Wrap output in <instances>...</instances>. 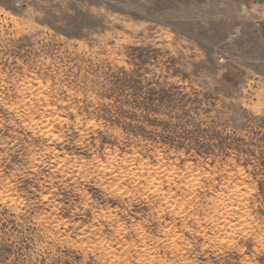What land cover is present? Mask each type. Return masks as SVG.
<instances>
[{
	"label": "rangeland",
	"instance_id": "obj_1",
	"mask_svg": "<svg viewBox=\"0 0 264 264\" xmlns=\"http://www.w3.org/2000/svg\"><path fill=\"white\" fill-rule=\"evenodd\" d=\"M0 264H264V0H0Z\"/></svg>",
	"mask_w": 264,
	"mask_h": 264
},
{
	"label": "bare ground",
	"instance_id": "obj_2",
	"mask_svg": "<svg viewBox=\"0 0 264 264\" xmlns=\"http://www.w3.org/2000/svg\"><path fill=\"white\" fill-rule=\"evenodd\" d=\"M38 84H39V83H38ZM29 86H31V85H29ZM33 86H34V85H33ZM33 86H32V87H33ZM39 86H40V85H39ZM30 88H31V87H30ZM36 96H37V94H36ZM36 99H37V98H36ZM38 100H39V99H38ZM40 100H41V99H40ZM31 104H32V102H31ZM32 105H33V104H32ZM52 106H53V105H52ZM32 107H33V106H32ZM34 107H35V106H34ZM34 107H33V108H34ZM25 108H26V107H25ZM23 109H24V108H23ZM28 111H29V110H28ZM47 113H48V112H47ZM32 114H33V113H32ZM48 114H50V113H48ZM41 115H42V114H41ZM45 117H46V116H45ZM47 119H48V118H47ZM47 119H46V121H48ZM54 119H55V118H54ZM34 120H35V119H34ZM38 120H39V119H38ZM56 120H57V119H56ZM35 123H36V122H35ZM28 126H29V125H28ZM33 126H34V125H33ZM48 126H49V125H48ZM48 126H47V127H48ZM47 127H45V128H47ZM50 130H51V129H50ZM44 131H45V130H44ZM38 132H39V131H38ZM115 166H116V165H115ZM129 166H130V165H129ZM119 167H120V166H119ZM130 168H131V167H130ZM160 170H162V169H160ZM131 171H132V170H131ZM159 172H160V171H159ZM164 176H165V175H164ZM167 176H168V175H167ZM199 177H200V176H199ZM186 184H187V183H186ZM195 186H196V185H195ZM192 189H193V188H192ZM170 207H171V206H170ZM178 208H179V207H178ZM215 209H216V208H215ZM222 209H223V208H222ZM176 210H177V209H176ZM227 211H228V210H227ZM175 212H176V211H175ZM233 213H234V212H233ZM233 213H232V214H233ZM181 214H182V213H181ZM232 217H233V216H232ZM233 220H235V219H233ZM236 220H237V219H236ZM227 221H228V220H227ZM214 222H216V221H214ZM218 222H220V221H218ZM224 237H225V236H224Z\"/></svg>",
	"mask_w": 264,
	"mask_h": 264
}]
</instances>
